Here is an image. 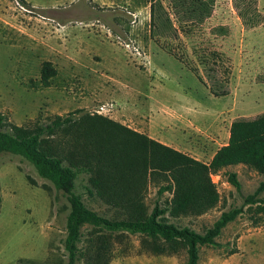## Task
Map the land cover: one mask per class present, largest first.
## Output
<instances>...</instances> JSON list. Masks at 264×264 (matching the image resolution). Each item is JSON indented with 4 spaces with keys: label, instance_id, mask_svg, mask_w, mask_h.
<instances>
[{
    "label": "rangeland",
    "instance_id": "rangeland-1",
    "mask_svg": "<svg viewBox=\"0 0 264 264\" xmlns=\"http://www.w3.org/2000/svg\"><path fill=\"white\" fill-rule=\"evenodd\" d=\"M78 109L208 161L232 122L264 114V0H0V114L32 127ZM86 179L78 178L77 191L87 207L123 219L88 196ZM262 179L245 165L228 167L213 176L217 206L165 215L203 234L223 212L242 208L215 245L200 249L199 264H264V191L246 201ZM160 185L149 184V211L171 198L159 197ZM0 198V264H67L70 204L62 191L3 151ZM92 230L83 229L85 238ZM103 233L109 264H186L184 249L158 253L145 235Z\"/></svg>",
    "mask_w": 264,
    "mask_h": 264
},
{
    "label": "trees",
    "instance_id": "trees-1",
    "mask_svg": "<svg viewBox=\"0 0 264 264\" xmlns=\"http://www.w3.org/2000/svg\"><path fill=\"white\" fill-rule=\"evenodd\" d=\"M52 73L54 70L49 68L43 71L46 86ZM3 151L27 160L40 177L67 196V264H109L110 242L103 232L145 235L156 252L184 249L186 264H199L200 249L215 245L216 238L242 213V208L223 212L203 234L180 228L167 221L165 215L199 216L217 206L220 194L213 176L231 166L245 165L263 177L247 203H253L254 196L264 191V114L232 122L227 145L219 148L209 163L84 109L32 127L16 125L0 114ZM82 175L87 178L83 189L88 196L121 210L123 219L111 220L87 207L77 191V180ZM227 176L239 190L237 174L229 172ZM152 182L161 184L159 197L169 193L171 198L164 207L157 203L149 211L145 199ZM87 226L93 230L85 238L83 229Z\"/></svg>",
    "mask_w": 264,
    "mask_h": 264
},
{
    "label": "crops",
    "instance_id": "crops-1",
    "mask_svg": "<svg viewBox=\"0 0 264 264\" xmlns=\"http://www.w3.org/2000/svg\"><path fill=\"white\" fill-rule=\"evenodd\" d=\"M230 128H231V124H230L229 129H228V132H227V134H226V136H225V142L223 143L222 146L227 145V143H228V141H229ZM136 131H139V132H140V130H136ZM149 137L152 138V139H155V140H157V141H159V142H161V143H163V144H165L164 141L161 139V137H160L159 135H157V134L150 133ZM165 145H167V144H165ZM168 146H170V145H168ZM222 146H220V148H221ZM170 147H172V146H170ZM218 149H219V148H218ZM218 149H217V150H218ZM217 150L211 155V157H210V159H209L208 161H205V163H209V162L211 161V159L213 158V156L215 155V153L217 152ZM192 157L195 158V159H197V160L202 161V160H201L200 158H198V157H194V156H192ZM202 162H203V161H202Z\"/></svg>",
    "mask_w": 264,
    "mask_h": 264
}]
</instances>
